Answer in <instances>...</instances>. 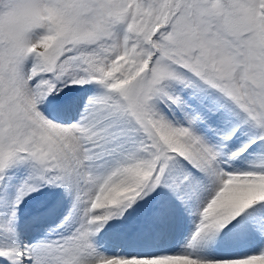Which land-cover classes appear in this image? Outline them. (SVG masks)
<instances>
[{
    "label": "snow or ice",
    "instance_id": "6c2138e0",
    "mask_svg": "<svg viewBox=\"0 0 264 264\" xmlns=\"http://www.w3.org/2000/svg\"><path fill=\"white\" fill-rule=\"evenodd\" d=\"M0 264H264V0H0Z\"/></svg>",
    "mask_w": 264,
    "mask_h": 264
}]
</instances>
